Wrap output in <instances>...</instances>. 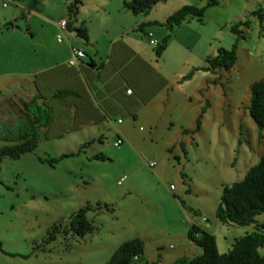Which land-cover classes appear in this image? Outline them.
I'll return each instance as SVG.
<instances>
[{
	"label": "crops",
	"instance_id": "obj_1",
	"mask_svg": "<svg viewBox=\"0 0 264 264\" xmlns=\"http://www.w3.org/2000/svg\"><path fill=\"white\" fill-rule=\"evenodd\" d=\"M67 1L0 0V95H3V102H0V138L13 130L10 125L16 121L8 115L15 114L14 109L17 110L16 118L33 117L35 112L30 111V105H25L24 102L34 99L32 104L35 108H48L52 116L45 125L38 127L42 137L39 136L37 142L49 137L56 139L70 131L66 138L71 139V149L61 150L58 154L74 152L69 156L81 154L87 160L100 158L93 157L94 154L118 157L128 175L124 173L116 181L121 176L127 177V190L140 189L133 182L140 174V159L155 158L158 165L150 170L153 177L160 179L165 173L164 177L176 180L179 174L182 183L175 191L177 197L173 196L174 192L170 193L175 223L172 229H177L172 232L175 256L198 254L201 247L189 237L190 225L206 229L214 237L220 225L217 219L216 222H205L198 217L195 219L185 213L184 208L175 201L189 200L190 184L196 182L192 179V173L201 168L197 166L198 163H205L204 155L211 156L210 160L218 161L214 180L220 182L219 177L233 175L232 182L245 173L248 167L245 160L254 158L255 153L261 154L264 139V130L246 115L249 95L236 103L235 111L229 109L224 123L219 120L220 113L217 109L209 118L208 111L212 108V100L215 97L218 100L226 97L220 73H216L221 70L220 67L197 68V71H193L196 78H190L187 82L185 80L189 78L178 79L170 74L171 65L182 60V55L191 63L188 68L205 64L204 58L210 54L212 48L210 33L214 23L205 24L195 18H185L168 29L161 22L175 6L173 0H169V4L167 0L157 1L145 13H132L121 5L122 0H81L73 24L83 25L86 36H80L65 26L60 30L61 39L57 40L56 20L67 17ZM165 2L163 11H159L157 5ZM192 2L197 4V0ZM46 3L53 5L55 12L50 21H46L47 28L43 29L39 28L45 22L41 8ZM108 4V14L113 15H99V8L103 9ZM85 10L87 14L84 13ZM144 30H151L157 40L167 36L163 49L157 53L158 57L148 49L151 45L144 37ZM129 31L132 33L126 35L127 42L123 43V35ZM184 44L189 45L190 54L185 53ZM70 46H76L84 52L77 64L67 63ZM217 47L219 46L215 45V49ZM158 61H162L160 67ZM235 61L236 59L230 67ZM181 65L179 63V67ZM126 88H129L128 92ZM202 107L204 109L200 112ZM199 113V127L193 130ZM231 113L234 114L233 118L229 116ZM59 114L65 116L62 124L65 127L60 126L58 130L49 132L52 123L59 119L56 118ZM123 114H127L128 118H121ZM243 121L245 128L248 125L251 130H245V135L242 134ZM225 124L226 128H230L228 136L222 135ZM205 131L208 134L204 138L210 146L203 150L199 139L205 136ZM217 131H221L218 136L222 135L220 138L225 141H222L221 147L216 143ZM77 132L80 135L76 134L78 137H75L74 133ZM95 132L101 143L99 139L106 137L105 133L111 135L109 149L107 146L99 147L93 152L84 149L87 145L84 142L94 139L92 135L85 136V133ZM117 136L121 137V142L114 145L113 140ZM146 138L148 142L143 145ZM49 143L51 146L54 144L55 148L58 139H52ZM59 145L55 148L57 152ZM44 154L56 156L47 152ZM137 159L139 163L133 165ZM148 161L149 159L146 161L147 165ZM180 166L184 169L182 174L179 171ZM188 204L191 210H200L207 214H213L212 210L215 208L211 203L195 200ZM184 214L187 222L183 219ZM234 237L225 240V250ZM215 243L218 251H221L216 237ZM25 248L24 244L15 243L8 248L1 243L0 264H37L31 258L29 249ZM71 248L70 246L69 249ZM23 253L27 255H20ZM142 255L146 260L151 256L145 247Z\"/></svg>",
	"mask_w": 264,
	"mask_h": 264
},
{
	"label": "rangeland",
	"instance_id": "obj_2",
	"mask_svg": "<svg viewBox=\"0 0 264 264\" xmlns=\"http://www.w3.org/2000/svg\"><path fill=\"white\" fill-rule=\"evenodd\" d=\"M192 1L173 0L172 3L175 6L172 7V10L183 3L194 4ZM204 1L197 0V4H202ZM166 2L169 4L170 1L167 0ZM166 2L157 5L159 11H163ZM46 4L41 8L45 22L39 28L43 29L47 28L48 23L46 21H50L55 12L53 5ZM258 6L263 8V18L260 22L255 15L250 14V11ZM109 8V4L103 9L99 8V15L112 16L113 13L108 14ZM86 10L84 11L85 14H87ZM245 18H249V25H239L242 36L237 42L234 65L221 68L216 72L217 74L220 73L219 76L226 97L219 100L215 97L212 100V108L209 109L208 116L210 118L214 110H219L221 123L225 122L229 109L232 108L235 111L236 103L247 98L250 83L264 77V0H217L216 4L205 7L201 19L205 24L214 23L213 31L210 33V45L212 47L210 54H213L216 50L215 45L230 46L235 38V33L230 30V25ZM131 33V31L124 33L123 43L127 42L126 35ZM144 37L146 38L145 35ZM189 45H191L190 42ZM189 45L184 44L183 46L186 54H190ZM148 49L155 57H158L154 46H148ZM175 51L178 55L177 49ZM181 57L182 60L177 63L175 61L174 65H171L170 74L178 79L189 78L185 80L186 82L190 78H196L193 73L197 69L189 74V71L195 66L188 68L191 63L185 56L182 55ZM179 63L182 64L181 67H179ZM157 64L160 67L162 61H158ZM203 73L205 72L203 71ZM0 102H3V95H0ZM31 104H27L30 105V111L35 112V115L41 114L39 117H42V110L39 109L38 111L34 104ZM14 110L15 114L10 113L8 115L10 119L16 121L15 124L10 125L13 130L5 135L7 137L0 138V144H11L18 141L15 137L24 131V127H26L27 118H16L17 110ZM124 115L120 117H123V119L128 118L127 114ZM246 115L252 120L248 111H246ZM229 116L233 118L234 114L231 113ZM57 117L59 119L52 123L49 132L58 130L60 126L65 127V125H62L65 116L60 115ZM69 117L67 116V118ZM13 120L11 121L13 122ZM241 124L243 135L246 133L245 130L251 132L248 125L245 128V121ZM141 132L143 133L144 130ZM229 132L230 128H226L225 124L222 135L228 136ZM67 133L70 134V131L65 132L62 137L56 139L55 137L42 139L37 142L31 151H26L19 157L5 156L2 158L0 162V243L8 248H11L12 244L15 243L24 244L25 249H29L31 258H34L33 260L37 264H102L118 243L129 237H139L138 235H141L142 238H139L143 241V247H145L148 255H151L148 256V261H151L152 264H168L172 261L176 257L172 232L177 229H172L175 223L173 221L172 194L170 193L174 192L173 196L177 197L175 191L179 186H182L179 180L180 175L178 174L176 180L164 177L166 176L165 173L160 179L153 177L150 170L155 168L158 162L155 158L145 157L140 159V174L133 180L140 189L132 190L128 188L127 190L125 186L128 182L127 177L122 178L118 183L116 181L120 175L127 174L125 166L118 157L106 156L105 158L87 160L84 155L75 154L62 157L52 165L38 159V155H48L44 152L58 155L61 150L69 151L72 146L70 145L71 139L66 138ZM220 133L221 131L216 132V143L221 147L225 141L220 138L222 135L218 136ZM76 134L80 135L78 132L74 133L75 137H78ZM207 134L208 131H205V136L199 139L203 150L209 145L206 138H204ZM89 135H92L94 139L86 143L84 149L87 152L97 151L102 146H107V149H109L108 147L111 146L110 134L105 133L106 137L99 139L102 143L98 141L96 132L85 133V136L89 137ZM40 137H42V134H40ZM52 139H58L57 145L60 144L58 152L55 150L57 145L53 148L54 144L51 146L49 143L52 142ZM147 142L148 138L145 139L143 145ZM75 147L78 148L76 145ZM258 157L259 155L255 153L254 158L245 160V164L249 166L255 163ZM148 159H155L156 164L147 165L146 161ZM210 159L211 156L204 155L203 161L205 163H198L197 166L201 168L198 172L192 173V179L196 182L194 184L189 183L191 195H188L187 199L191 202L178 199L175 202L184 208L185 213L195 219L198 217L205 222L210 220L216 222L214 210H212L213 214L212 212L207 214L200 210H191L192 208L188 204L193 203L195 200L206 204L211 203L215 207L222 186L234 179L232 175L219 177L220 182L214 180L215 170L219 165L217 160ZM135 163H139V159L135 160L133 165ZM183 170L180 166L179 171L183 172ZM237 179L239 178H235V180ZM96 201L101 204L106 202L112 209L88 210L86 216L93 224L92 229L82 234L70 231L67 224L71 213L85 203L95 204ZM183 216L184 221L187 222L186 215ZM255 217L259 220L264 218V211L256 214ZM217 223L220 225V229L215 232V237L218 248L222 249L221 251H225L223 243L226 239L241 235L253 228L251 223L237 224L218 220ZM55 224L57 226L53 239H47L48 228ZM70 246L71 249H69ZM257 250L260 254H264V242ZM141 256L143 257V255ZM134 264H138V262Z\"/></svg>",
	"mask_w": 264,
	"mask_h": 264
},
{
	"label": "trees",
	"instance_id": "obj_3",
	"mask_svg": "<svg viewBox=\"0 0 264 264\" xmlns=\"http://www.w3.org/2000/svg\"><path fill=\"white\" fill-rule=\"evenodd\" d=\"M157 1L160 0H122L121 5L132 13H145ZM80 3L81 0L67 1L65 26L73 29L76 34L85 37V27L81 24H73L77 7ZM216 3L217 0H205L202 4L183 3L174 10H171L161 23L169 29L179 24L185 18H195L200 21L204 15L205 7ZM250 14L255 15L260 22L263 18V8L258 6L251 10ZM240 24L248 26L249 18L232 23L230 30L235 33V38L230 46L217 47L213 54L205 56L204 65L193 67L189 71V74L197 68L214 69L217 67H230L235 60L237 42L242 36L239 28ZM142 25H145V23ZM166 37L165 35L157 40L154 45L155 53H159L163 49ZM33 100H27L24 103L25 105L30 104L34 102ZM36 109L42 110L43 118L39 117L41 114H34L32 118L27 117L24 131L15 137L18 141L0 145V162L5 156L16 158L26 151H31L35 147L40 136L38 127L45 125L51 118L48 108L36 106ZM203 109L204 107L201 108L200 112ZM247 110L256 125L264 130V77L250 83ZM200 116V113L196 116L193 130L198 129ZM89 141L87 140L84 143H88ZM73 153L63 152L56 156L38 155V159L52 165L62 157L69 156ZM93 157L104 158L106 156L104 154H94ZM103 208L106 210L112 209L106 202L101 204L99 201H96L95 204L85 203L79 206L69 216L67 228L77 234H82L92 229L93 224L87 218L86 212L88 210H99ZM261 211H264V139L263 149L257 161L247 167L242 177L222 186L219 200L214 208V215L218 221L234 222L237 224L251 223L253 224V228L241 235L235 236L225 251H218L213 233L191 224L188 235L201 247V251L192 256H178L168 264H264V254H260L257 250L264 242V218L259 220L255 217ZM56 226L55 224L48 228L47 239H53ZM142 251V239L137 236L129 237L118 243L102 264H134L135 262H138V264H152V262L142 258ZM20 255L26 256L27 254L23 253Z\"/></svg>",
	"mask_w": 264,
	"mask_h": 264
},
{
	"label": "built area",
	"instance_id": "obj_4",
	"mask_svg": "<svg viewBox=\"0 0 264 264\" xmlns=\"http://www.w3.org/2000/svg\"><path fill=\"white\" fill-rule=\"evenodd\" d=\"M65 24H66V17H61V18H58L56 20V25L58 27V31L56 32L55 34V37L57 40H60L61 37H62V34H61V29H63L65 27ZM144 35L146 36L147 38V42L154 46L157 42V39L156 37L153 35L152 31L151 30H146ZM69 57L67 59V63L72 65V64H77L78 63V60L84 56V52L82 49L80 48H77L75 46H70L69 47ZM126 91L128 92L129 91V88H126ZM121 142V137L120 136H117L114 140H113V144L114 145H118L119 143ZM148 164L149 165H153L154 164V160L151 159L148 161ZM124 176H121L117 182H120L121 179L123 178ZM135 257V255H134Z\"/></svg>",
	"mask_w": 264,
	"mask_h": 264
}]
</instances>
